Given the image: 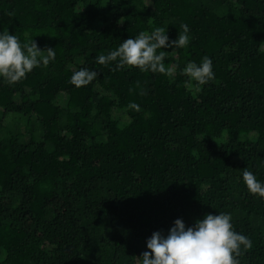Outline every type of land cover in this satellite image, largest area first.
Returning a JSON list of instances; mask_svg holds the SVG:
<instances>
[{"label":"trees","instance_id":"16d2710c","mask_svg":"<svg viewBox=\"0 0 264 264\" xmlns=\"http://www.w3.org/2000/svg\"><path fill=\"white\" fill-rule=\"evenodd\" d=\"M182 25L187 47L157 51L171 77L97 62ZM5 30L56 56L0 77V264H139L154 232L220 213L253 245L239 264H264V198L243 182L264 186V0H0ZM205 56L195 92L182 72ZM81 69L98 75L76 88Z\"/></svg>","mask_w":264,"mask_h":264},{"label":"clouds","instance_id":"9594fccd","mask_svg":"<svg viewBox=\"0 0 264 264\" xmlns=\"http://www.w3.org/2000/svg\"><path fill=\"white\" fill-rule=\"evenodd\" d=\"M181 27L183 33H179L178 38L171 43L166 30L157 27L150 34L141 32L137 37L125 40L117 50L100 55L97 62L105 65L118 61L115 70L138 68L142 72L150 70L171 77L175 73V66L166 69L163 63L168 52L160 51L157 54V51L187 47L189 28L187 25ZM55 56L53 48L40 50L34 40L24 43L22 50L16 35L9 34L7 30L0 35V77L9 85L26 78V74L41 64L47 67L50 61L55 60ZM97 75L96 71L81 69L72 75L70 83L81 88L89 85ZM182 75L189 77L188 86L199 92L202 85L214 79L213 62L207 56L199 66L189 62ZM192 81L196 84L192 85ZM129 107L137 112L141 110L135 103ZM243 182L249 193L264 198V186L246 168L243 170ZM230 221L231 216L228 214H207L202 220H197L193 227L186 228L183 221L177 219L167 236L159 231L152 234L147 240L149 251L138 258L139 264H239L241 247L246 251L253 245L248 237L232 230Z\"/></svg>","mask_w":264,"mask_h":264}]
</instances>
